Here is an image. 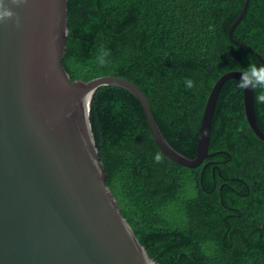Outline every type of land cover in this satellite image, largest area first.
<instances>
[{
    "label": "trees",
    "instance_id": "1",
    "mask_svg": "<svg viewBox=\"0 0 264 264\" xmlns=\"http://www.w3.org/2000/svg\"><path fill=\"white\" fill-rule=\"evenodd\" d=\"M68 0L73 80L111 75L138 85L170 145L195 158L202 116L217 80L263 64L264 0ZM101 47L110 49L100 66ZM185 78L196 86L185 87ZM238 78L220 90L210 155L197 168L172 162L152 139L139 100L99 88L91 125L107 185L138 240L158 264H264V141L250 128ZM264 133V103H254ZM161 153V152H160Z\"/></svg>",
    "mask_w": 264,
    "mask_h": 264
},
{
    "label": "water",
    "instance_id": "2",
    "mask_svg": "<svg viewBox=\"0 0 264 264\" xmlns=\"http://www.w3.org/2000/svg\"><path fill=\"white\" fill-rule=\"evenodd\" d=\"M249 0L229 30L244 17ZM7 6L20 18L0 23V264H158L138 240L107 185L93 133L95 92L117 86L140 102L157 148L172 162L199 167L210 155L213 115L222 75L207 99L191 159L162 134L149 99L123 77L73 80L67 52L68 0H28ZM264 64V59L257 54ZM254 93L244 90L247 122L264 141Z\"/></svg>",
    "mask_w": 264,
    "mask_h": 264
},
{
    "label": "clouds",
    "instance_id": "3",
    "mask_svg": "<svg viewBox=\"0 0 264 264\" xmlns=\"http://www.w3.org/2000/svg\"><path fill=\"white\" fill-rule=\"evenodd\" d=\"M8 0H0V23L6 22L8 20L15 19L16 26L20 27V18L12 10V8L7 6ZM28 0H10V3L16 6L27 3ZM111 57L110 49L101 47L97 55V63L100 66H105L109 63ZM240 79L237 82V87L242 90L252 89L254 96V103L261 104L264 103V64L257 65L255 63H250L247 68H244L240 72ZM196 86V83L191 78H185V87L192 89ZM154 163H162L163 155L159 151L153 157Z\"/></svg>",
    "mask_w": 264,
    "mask_h": 264
}]
</instances>
